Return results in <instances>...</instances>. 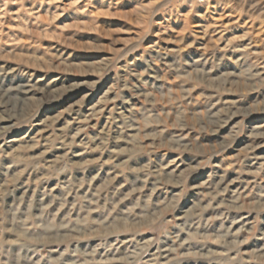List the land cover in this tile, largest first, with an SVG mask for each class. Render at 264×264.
<instances>
[{"label": "rangeland", "instance_id": "rangeland-1", "mask_svg": "<svg viewBox=\"0 0 264 264\" xmlns=\"http://www.w3.org/2000/svg\"><path fill=\"white\" fill-rule=\"evenodd\" d=\"M0 92V264H264V0H0Z\"/></svg>", "mask_w": 264, "mask_h": 264}, {"label": "bare ground", "instance_id": "bare-ground-1", "mask_svg": "<svg viewBox=\"0 0 264 264\" xmlns=\"http://www.w3.org/2000/svg\"><path fill=\"white\" fill-rule=\"evenodd\" d=\"M8 96V94H7V92H0V104L2 103V104H6V101H4V99L6 98ZM72 188H71V186H69V187H67V191H68V193L70 192V190H71ZM41 203V202H40ZM40 205V204H39ZM62 205V204H61ZM243 206V205H242ZM47 208V207H46ZM261 212V211H260ZM28 217V216H27ZM126 218H128V216H126L125 217V219L124 220H126ZM110 220V219H109ZM116 220V219H115ZM112 223V222H111ZM110 225V224H109ZM124 225H127L125 222H124ZM129 225V224H128ZM108 229L110 228V226H108L107 227ZM107 229V230H108ZM205 231L206 230H208V228H206V227H204L203 228ZM217 237L219 238V240H221L220 242L221 243H223V244H226L227 242H226V238H225V235H217ZM203 249V248H202ZM167 251H169V253L171 252V248H170V246H168V249H167ZM168 256V255H167ZM166 256V257H167ZM165 257V258H166ZM260 264V263H259Z\"/></svg>", "mask_w": 264, "mask_h": 264}]
</instances>
